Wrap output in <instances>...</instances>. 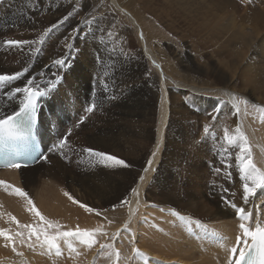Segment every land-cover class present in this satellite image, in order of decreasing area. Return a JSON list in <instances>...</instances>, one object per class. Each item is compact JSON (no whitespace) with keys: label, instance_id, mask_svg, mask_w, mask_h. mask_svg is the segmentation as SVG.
Listing matches in <instances>:
<instances>
[{"label":"bare ground","instance_id":"obj_1","mask_svg":"<svg viewBox=\"0 0 264 264\" xmlns=\"http://www.w3.org/2000/svg\"><path fill=\"white\" fill-rule=\"evenodd\" d=\"M109 1L111 11L108 10L104 15L90 23L78 19L80 13L73 12L75 16L73 14L71 19L58 24L63 17L68 16L69 11H73L74 8L76 10L70 0H0L1 34L8 36L19 31V33L25 34L27 39L39 38L35 43L36 46L33 44L38 49L37 54L27 55L25 62L26 65L30 60L32 63V60L35 59V62L33 61L35 68L25 73L23 77L14 81L10 86L0 87V110L7 112L13 100L18 97L20 99L15 104L20 103L23 94H18L12 98L7 93L13 85L15 87L26 86V80L29 78H34L36 87L45 89L46 86L50 87L54 84L59 76L71 77L73 87L70 90L71 96L62 97V102L67 105L73 103L74 98L83 99L92 89V83L81 80L76 70L85 71L96 78L100 94L103 97L107 95L105 107L108 111L111 109L113 113L119 110L118 113L122 121L128 123L131 120L133 123L132 119L143 118L147 125L152 121V112L155 109L153 101H156L157 118L154 133L152 132L154 136L148 131L144 132V141H147V136L149 140H153L155 156L153 154L143 155L144 152L140 149L142 146L140 148L130 147L131 144L129 146L128 140L132 131L129 130L131 127L126 123H121L115 128L113 125L110 129L99 130V128V136L89 135L88 143L93 147L113 152L124 158L127 167L104 160V163H99L101 168L91 170L94 157L90 156L88 157V164L85 167L82 166V170L64 171L60 154L49 151V148L57 143V129L69 121L71 112L67 107L60 108V100L52 99V94L39 98L38 135L44 143L45 156L48 159L41 163V158L32 167L25 169L0 170V181L4 182L0 184V206L3 207L4 204L10 206L8 212L6 210L4 211L5 214H2L4 216H0V229L5 230L12 237L11 240H6L0 236V264H66L63 258L71 261V264H157L156 260L149 263L145 254L135 261V255L131 257L130 252L122 253L118 249V245L113 242L114 234H120L128 225L134 228L135 214L138 209L139 214L149 215L150 223L146 225V228L142 227V229L137 230V234L142 236V244L137 245L135 243L131 250L133 248L145 250L144 245H147L157 255V259L169 261L178 258V262L183 264H230V249L236 245V237L242 235L239 224L245 222L248 224L252 221V223L254 222L251 225L253 229L257 222L264 226V188H257L254 195L250 196L245 204L242 203V200L241 202L236 200L235 195L227 199L231 203L226 200L220 203L213 200L215 197L210 199L211 195L215 194L214 190L198 181L195 193L191 194L190 200H188L185 198L187 195H184V188L185 180L188 177L185 164L188 163L189 157L184 156V153L181 155L184 159H178V164L180 163L182 167L177 165L176 186H168V188L160 186L158 194L160 199H157L150 192L148 183L157 171L158 165H160V170L162 167L164 168L169 141L174 140L173 144L178 148L181 142L184 145L188 144V142H184L188 137L185 138L184 130L176 131V133L171 132L174 114L172 109L173 106L175 107L172 99L175 100L176 93L175 91L173 96L171 95V82L175 83L177 88L178 85L180 86L176 89L178 94L186 91L187 97L190 98L189 102L192 108L181 109L180 115L183 114L187 118L191 116L195 120L199 118L198 115H202L200 114L202 110L209 112V114L210 112L213 113L212 107L219 104L220 99H209L202 93L204 91L213 92L216 96L222 97L223 101L231 108V104L236 105L240 112L241 109L238 105L240 97L244 96L249 100L245 93L251 95L253 91L240 89V86L248 87L252 84L255 90L260 89L262 92L261 94L259 92L261 96L257 97L258 99L262 98L263 102L264 0ZM233 11L236 12V15ZM115 14H124L125 16L122 15V19H120ZM151 16L158 22L166 19V30L172 34H180L178 37H181L183 43L187 44L183 53L177 52V58L175 56L174 61L171 58L167 59L168 69L160 47L151 42L153 39L145 22V19ZM53 24H58V26L48 33L46 30ZM89 24L92 25L90 29H88ZM76 28L80 29L79 32L74 31ZM83 29L87 30L86 35L81 34ZM135 29L139 32L141 45L139 50L133 54V58L136 57L135 60H138L145 56L159 74V85H155V78V80L152 79L154 81L149 86L152 87L149 91L152 92L153 98H149L143 93L140 88L141 84L138 88H128L131 86L129 85L130 82H134L146 72L145 60H139L137 63L132 62L133 58L130 60L127 57L119 58L111 50L115 42L120 43V51L124 52L122 49L129 47V38L133 33L136 34ZM109 31L115 36L113 43L107 42L106 36ZM95 33L97 34L95 35ZM1 34L0 74H14L21 64L15 68L9 61L11 57L7 54L11 48L4 45V41L7 39ZM99 40L101 41L99 42ZM204 40L212 42L217 51L230 48L237 50L236 57L228 61L231 65L230 68H226L228 64L221 58H218V62L206 60V56L200 53L196 46L201 45ZM33 45H25L21 50L28 49ZM73 48L88 56L84 65L81 64L83 68L80 65L75 70L72 65L68 67L69 63L72 62L69 58ZM6 49L8 51L5 55L4 50ZM21 50L17 49L16 51L18 57L25 54L21 53ZM91 52L97 53L99 55L97 56L102 58V62L97 59L91 60ZM60 59H65L66 63L64 65L56 64L55 61ZM202 59L204 62H201ZM218 64L221 66H217ZM64 67L66 68L65 75L60 70ZM182 70L187 82L182 79ZM100 78H102V82L99 80ZM105 81H107L108 86L106 94L103 87ZM143 85L145 84H142L144 90ZM62 86L63 81L58 87L61 88ZM113 95L116 96V99L111 98ZM252 96L255 97L254 93ZM91 103L93 102L90 101L89 105ZM75 105L79 106V102H76ZM46 108L49 109L50 113H46ZM97 111L96 108L93 113ZM230 111L233 112L234 110ZM243 114L246 116L245 110H243ZM213 117L216 118L217 114ZM238 122L239 125L235 124L236 131L231 132L235 137H238L240 143L246 146L243 137L248 138V135L245 132L246 128L241 117ZM261 122L264 124V117H262ZM230 127L232 128V126ZM140 131L142 133V129ZM259 135L260 137L254 131L252 148L249 150L248 145L246 146L248 148L246 155L251 153L252 161L260 169L259 172L264 174V125ZM69 140L71 139L69 138ZM142 143L144 147L148 146L145 142ZM204 144L197 143L189 148V151L207 154L209 159L207 166L204 165L205 163L201 165L191 163L195 175L199 176L203 172L205 177L209 179L215 166V169H220V171L214 173L220 177V174L226 170V158L230 153L234 161L232 160L228 167L234 177L233 186L239 189L237 195L239 198L244 194L243 185L248 183L249 186H252V182L251 180H242L240 159L234 157L237 150L236 147H232L234 143L231 144L232 148L227 152L216 147V143L213 146ZM53 154L55 155L52 156ZM203 155L201 156L204 157ZM149 161H152L150 166ZM145 168L148 169L147 172L144 171ZM141 176L145 177L143 181L140 180ZM39 183L42 184L41 188ZM17 187L18 189L21 188L27 195L21 196L16 193ZM215 189L223 188L215 187ZM69 196L72 199H69ZM253 198L255 204L252 203ZM28 199L32 200L35 208L45 218L57 222L60 227L68 226L72 229L70 231H75L79 227L81 231H90L95 235L97 233L98 235L93 237L94 242L91 247L81 243L75 237L62 238L58 241L60 254L57 255L56 248L49 249L47 245L38 244L35 237L29 242L23 239V235L17 236L16 233H22L24 229L20 225H39L41 223L39 218L30 211L32 206L28 204ZM73 200L79 203H74ZM251 203L254 205L251 206ZM80 204L87 205L94 211L88 212ZM120 204L125 205V208L119 213L118 206ZM233 204L236 207H233ZM189 205H195V208L187 209ZM237 207H243L246 213H251V218L248 221H241L236 216L234 218V215H237ZM113 208H115L114 211ZM12 217H15V221L19 223L14 222ZM107 219H112L113 224L108 225L102 221ZM49 233L55 234L54 232ZM211 234H216V241L210 239ZM207 241L211 243L208 250L203 247ZM96 242L97 244L94 246ZM69 244L75 251L69 248ZM104 244L111 245V247L100 248ZM125 246L127 245H124V248ZM99 251L102 253L100 254ZM117 252H119V258H117ZM160 252L165 255H160ZM148 253L153 255L150 251Z\"/></svg>","mask_w":264,"mask_h":264},{"label":"rangeland","instance_id":"obj_2","mask_svg":"<svg viewBox=\"0 0 264 264\" xmlns=\"http://www.w3.org/2000/svg\"><path fill=\"white\" fill-rule=\"evenodd\" d=\"M70 2L76 7V10L74 8L73 11H69L71 13V16H69L70 18H68L67 20H69V19H71L73 17V14H74L73 12H76L78 14L80 13V17H78V19L80 18V20L84 21L85 23H90V22L94 21L95 19H97V18L101 17L102 15H104L108 10L111 11L110 10L111 4H110L109 0H70ZM233 13L236 15V12L233 11ZM122 15H124V14H122ZM122 15L121 14L120 15L115 14V16H117V17L119 16L120 19H122L121 18ZM74 16H75V14H74ZM168 19H170V18H168ZM67 20H64V22H66ZM165 20L166 19L160 20L158 22V21H155L153 16H151L149 18H146L145 22H146L147 26L149 27V32H150V34L152 36V39H153L151 42H152L153 45H155V43H156V46L160 47V51L162 52V55H163L164 60H165L166 68L168 69V65L166 63L167 59L171 58V60L174 61V59L177 58V52H182L183 53L185 51V48H187V44L185 42L183 43L181 37H178L180 34H172V33L168 32V30H166L167 20L166 21ZM91 24L88 25V29H90V27L92 26ZM135 31H136V34L133 33V35H131L130 38H129L130 39V44H128L129 47H126L125 49L124 48L122 49L125 53L128 52L127 54H125L124 52L120 51L121 50L120 43H115V42L113 43V40H114V37H115L114 34H112L111 31L107 32V36H106V38L108 40L107 42H112L113 43V45L111 44L112 45L111 50H112V52L114 51L113 53H115L117 55V57H119V58L127 57L130 60V59H132L134 57L133 54L137 50H139L140 45H141L140 44L141 43L140 42V35H139V32L137 31V29H135ZM81 34L82 35H86L87 34V30L86 29L81 30ZM96 34L97 33H95V35ZM2 35L4 36V34H1V36ZM24 35L25 34L19 33V31H17V32H13L12 34H10L8 36H4V37H6L7 40H17V39L21 40L23 38L22 40H27V41L33 42V43H31L32 45L33 44L35 45V43H37V40L39 39V38L37 39V37H36V39H27V36L26 35L24 36ZM79 37H85V36H79ZM100 41L101 40H99V42ZM202 44L201 45H196V46L198 47L200 53H202L204 56H206V60L207 61L218 62V58H221L222 60L226 61V63L228 64V66L226 68L227 69L230 68L231 65L229 64L228 61H230L231 59L236 57L237 50H235L234 48H230L228 50L227 49H220V51H217L215 46L213 45V43L210 42L209 40H207V41L204 40ZM34 45L28 47V49H22V50L20 49L21 53L22 52H23V54L25 53L21 57H18V55L16 54L17 48L13 47V48H11L9 50L7 56L9 55V57H11L9 61L12 63V65H14L15 68H17V66L21 64V66L19 68H17L18 72L19 71H23V69L25 67H27V66H28L27 68L29 69L28 71H31V70H33L35 68V63H34L35 59L33 58L34 55L32 56V59H34V60H32V63H31V60H30L25 65L26 56L27 55H29V54L31 55L33 53L37 54L38 49L35 48L36 45L35 46ZM7 51H8V49L4 50L5 55H6ZM117 53H120V54H117ZM14 54H15V56H14ZM91 54H92L90 56L91 60L97 59V57L99 56L95 52H91ZM175 56H176V58H175ZM71 59H73V60H71ZM135 59H137V58L135 57L131 61L137 63L139 60H143V59L145 60V62H146V72L143 73L142 76H140L139 78L134 80V82H130L129 85H131V86L128 87V88H133V87L138 88L139 84H141L140 88L143 91V93L147 97L153 98L152 92L149 91L152 87H149V86H151L150 84L152 83V81L155 80V78H156V83H157V84L155 83V85H159V82H160L159 81L160 80L159 79V74H158L157 70L155 69V67L152 65V63L149 61V59H147L145 56L142 59H138V60H135ZM69 60L72 61V62L69 63L68 67L70 65H72L74 67V70H75V69H77L78 65H80V67H82L81 64L84 65L85 60H88V56L85 55L84 53L79 52L75 48H73V50L70 53ZM202 61L204 62V59H202L201 62ZM22 63H23V66H22ZM219 65L220 64H218L217 66H219ZM60 70H61L63 75L66 74L65 73L66 72V68L65 67L60 69ZM76 71L79 74V78L81 77L80 78L81 80H85V81H88V82L92 83V86H91L92 89L90 90L89 93L86 94V96L83 99L74 98L75 99L74 102L73 103H69L67 105L62 102V97H70L71 96L70 95V90L73 89V87L71 85L72 84L71 77L59 76L54 81V84L50 85V88L54 89V92L52 93V99H59L60 102H61L60 108L67 107L68 110L71 112V114L69 115V121L65 125L61 126L62 129L61 128L57 129L58 137L56 138V140H58L60 137L65 135L69 130H71V135H73V134L74 135L73 136L70 135L71 137L70 136L68 137V143L64 147V149H62L59 152L56 151V150H52L55 153L57 152V153L60 154V156H61L60 161H62L61 163H62V166L64 168V171H66V170H68V171H70V170H79L80 171V169L82 170V166L85 167L88 164V159H89L88 157H90V156L87 153H84L82 151L84 148H94V149H96L98 151L105 152L107 154H111L112 156H114V157H116L118 159L126 161L124 158L120 157L119 155H117V154H115L113 152L103 151L100 148H96V147H93V146L89 145V143H88V138L90 136H93V134L99 136V130L108 129V128L110 129L113 126L115 128V127L121 125V123L122 124L126 123L128 126L131 127V128L129 127L130 128L129 130L130 131L132 130L131 133H130V136H129V140H128L129 141V146H130V144H131L130 147H133V148H137V147L140 148L142 146L140 149L143 150V152H144V153L142 152L143 155L144 154H146V156L152 155L153 152H154L153 140L152 139L149 140V138L147 136L146 137L147 141H144V132L148 131L152 135L154 133L153 130L155 129L154 125H155V121H156V118H157V111H156L157 105H155L156 101L155 100L153 101V103H155L154 104V108L155 109L152 112L153 116L151 115L152 116L151 117V120H152L151 122H149L146 125V122L143 121V118H139L137 120L136 119H134V120L132 119V122L134 124L131 123V120H129L128 123L129 122L130 123L128 124L127 122L122 121V119H121V117H120V115L118 113V112H120L119 110H117V111L115 110L116 112L113 113L111 109H110V111H108V109L105 107V103H106L107 99L100 94V88H98L96 78L93 77V75H90V74H88L85 71H80L78 69ZM100 75H102V74H100ZM100 75H99V77H102ZM151 77H153V78H151ZM152 79H154V80H152ZM182 79L184 81H186L185 80V73H184L183 70H182ZM99 80H101V82H102V78H100ZM62 81H63V86L61 88H59L58 86L62 83ZM208 82H210V81H208ZM142 84H145V85H143L144 90L142 89ZM170 84L172 85V86L170 85V87L172 89V93H171L172 96H173V93L176 91L175 100L172 99L173 104L175 103V107L173 106V109H172V113H174V114H173V124H172V127H171V130H172L171 132L176 133V131H183L184 130L185 138L188 136L186 141H184V142H188V144L184 145L181 142V144H179L180 147L178 148L175 144H173L174 140L168 142V152L165 155V157H166L165 166H164L165 169L162 167L161 170H160V167H159L160 165H158L159 169L158 168L156 169L157 171H155V174L153 175V177L150 179V182L148 183V187L150 188V192L152 194H154L155 198L160 199V195H158L159 192H160V186H164L166 188H168V186H176L177 165L182 167V165H180V163L178 164V159L179 160L184 159L183 157H181L182 153H184V156L189 157V159L187 161L188 163L185 164L186 165V170L188 172V177L185 180V188H184V193H185L184 195H187V196H185V198L190 200L189 197L191 196V194H194L196 189H197V182L201 181L202 183H204V185L206 184L207 186H210V188H212L214 190L215 194H212L211 198L209 197L210 199H213L215 197L216 199L214 198L213 200H215L217 202H220V203H223V202H225V199H222V197H227V199H228L231 196L235 195V199L236 200L238 199L240 202L242 200V203L244 202V204H245L244 194L241 195L238 198L237 195H238L239 189H237L235 186H233L234 185V179H233L234 177H233V174L229 170V167H228V165L230 166V164L232 163V160H233L232 157H231V154L229 153V155L226 158V160H227V162H226L227 164L225 166L226 170L220 174V177L215 175L214 172L216 171V169H215V166H214V168L211 171V175L212 176H211V178L208 179V177L207 178L205 177V174L203 172H201L199 176H196L195 173H194L193 168L191 167V163L193 165H201L202 163H205L204 165L207 166L208 162H209V159L206 156L207 154L203 155V154L198 153V151H193V150L189 151V148L192 147L194 144H197V143H205L204 145H207V146H213L216 143V147H219V148H221L223 150L227 149V151L229 149H231L232 147H236L237 150H236V153H235L234 157H235V159H239V157L241 155V148L244 147V145H243V143H240L238 137H235L232 132L236 131L235 124L239 125L238 121L240 120V117H241L242 120H243L244 126L246 128L245 132L248 135V138H246L245 136L243 138H244V140L246 142V146L248 145L249 150H251L252 143H253L252 139H253L254 131L260 137L259 132L263 129V125H264L261 122L262 121V117H264L263 116L264 115V111H261V108H264V100L262 102V98L258 99V97L261 96L260 94L262 92L260 91V89H256L255 90V88L253 87L254 85H252V84H251V86H248V87L240 86V89H247V90H250V91L253 90V91L251 92V95L245 93L247 95V97L249 98V100H247V98L244 97V96L240 97V102L238 103V105H239V108L241 109V111L239 112V109H238V107L236 105L231 104L232 108H233L232 109L231 107L228 106V104H226V102L223 101L222 97L216 96L213 92L204 91L202 93L204 95H206L209 99L210 98L214 99V100H219L220 99L219 100V104L212 107L213 113L210 112V114H209V112L207 113L206 111L202 110V112L200 113L202 115H198L199 118H196V120H195L194 117L190 116L189 118H187L183 114L180 115L181 109H185L187 107L190 109V107H191L190 106V102H189L190 98L187 97L188 95H186V91L183 92L184 94L183 93H180V94L177 93L178 90H176V89H178L180 87L179 85H178V88H177V85L175 83L171 82ZM76 85L77 84L75 83V86ZM56 87H58V88L56 89ZM12 88H15V86L13 85ZM259 92H260V94H259ZM252 93H254L255 97L252 96ZM182 96H183V98H182ZM255 98H256V101H255ZM18 99H20V97H18V98L13 100V103L10 105L9 110L7 112L0 110V117L5 116V115L9 114L10 112H14L15 110H17L18 107L21 105V103L23 101V99H22L19 104H15V102ZM90 101L95 102L97 104V110H98L97 112L89 113V112L86 111V109L89 107V102ZM221 101H223V102H221ZM76 102H79V106L75 105ZM226 107H227L228 110L226 109ZM229 108H230V110H234V111L231 112L229 110ZM243 110L246 111V116H244ZM45 111H46V113H48L49 109L46 108ZM216 114H217V117L215 118L216 120H213L212 116L216 115ZM82 117L85 118L84 122L82 124H80L79 127H76L77 123L80 121V119ZM153 118H154V120H153ZM233 123H234V125H233ZM206 124L210 126V132L207 135L204 132V125H206ZM143 126H145V127H143ZM230 126H232V128ZM147 128H148V130H147ZM72 129H73V131H72ZM141 129H142V133H140ZM220 130H223V131L220 132ZM226 131H227V134L229 136L235 138L232 143H229L225 139V132ZM52 132H54V131H52ZM75 132H76V134H75ZM251 135H252V137H250ZM69 138L71 140H69ZM142 142H145L146 144H148V146L144 147ZM231 144H233V146ZM54 155L55 154H53L52 156H54ZM201 155H203L204 157H202ZM205 156H206V158H205ZM250 156H251V153H250ZM62 157H64V158H62ZM92 157H94V160H93V165L90 168L91 170H93L94 168H101L100 164H102V163H104L106 161V160L104 161V159H102L100 157H96V156H92ZM54 159H56V157H54ZM63 159L65 160V162H64ZM228 159H229V161H228ZM43 161H45V160L43 159L41 163H44ZM83 161H84V163H83ZM40 165H43V164H40ZM64 165H66L67 168ZM254 165H255L256 169H258L260 171V169L257 167V165L256 164H254ZM130 166H132V165H130ZM131 168H133V166ZM223 173L224 174H228V175L225 176ZM231 176H232V178H231ZM226 178H227V180H226ZM224 182H226L227 185ZM216 183H217V185H216ZM227 186H228V188H227ZM39 187L40 188L42 187L41 183H39ZM215 187L216 188L219 187V188H223V189H217L218 192H216L217 190L215 189ZM230 187H232V188H230ZM233 187H234V189H233ZM16 189H18V187ZM225 189H227V191H225ZM229 193H230V196H229ZM254 202H255V199L253 198L252 199V203H254ZM252 203H251V206L255 204V203L254 204H252ZM8 205L4 204L3 207L0 206L1 207L0 208L1 209L0 216L2 214H5L4 211L7 210V212H8V210L10 209V206H8ZM194 206L195 205H193V206L189 205L187 209H193ZM115 208H113L112 210L114 211ZM123 208H125V205L120 204L118 206V212L120 213V211ZM138 211H139V209H138ZM138 211L135 214L136 216H135V219H134V228L132 226L128 225L121 231L120 234H114V236H113L114 237L113 238V242H115L118 245V249L122 253L123 252H130V256L131 257H133L135 255V261H137L141 255H138L137 253L133 252V249L131 250V248L135 245V243L137 245L138 244L139 245L142 244L141 243L142 236L137 234V230L142 229V227L146 228V225H148L150 223L149 215L139 214ZM2 216H4V215H2ZM235 216L238 218L237 215H234V218H236ZM102 221L106 222L108 225L113 224V220L112 219H107V220H102ZM253 223H252V221L248 222L249 227H251V225ZM203 227H206V226H203ZM70 230H72V229L70 227H68V226L60 227V228H56V229H48L49 232H54V233L57 232V231H70ZM28 231H29L28 228H24L22 230V234H23V237H24L23 239H26V240H28L30 242L35 236L29 238ZM96 235H98V234L96 233ZM96 235L94 234L93 237H95ZM215 236H216V234H211L210 235V239L215 240ZM96 244H97V242L94 244V246H96ZM104 245H106V244H104ZM124 245H127V246H125V248H124ZM210 246H211L210 241H207V244L205 246H203V247L208 250V249H210ZM144 248H145V250L144 249H139V248H136V249H138L139 253H141L142 255L143 254L146 255L147 260H148L149 263H153L156 260L157 264H183L181 262H178V258H174L173 260H169V261L168 260L166 261V260L161 259V258L157 259L156 258L157 255L151 250V247L148 248L147 245H144ZM148 251L152 252L153 255H149ZM99 253L101 254L102 252L99 251ZM161 254L165 255L164 253L160 252V255ZM63 261L66 264H71V261H67L66 258H63Z\"/></svg>","mask_w":264,"mask_h":264},{"label":"snow or ice","instance_id":"obj_3","mask_svg":"<svg viewBox=\"0 0 264 264\" xmlns=\"http://www.w3.org/2000/svg\"><path fill=\"white\" fill-rule=\"evenodd\" d=\"M71 16V13L68 16L63 17L59 23H63L64 20H67ZM58 24H53L46 31L50 33L53 29H55ZM79 28L74 29V31L79 32ZM43 39V37H41ZM31 41L27 40H6L4 41V45L8 48H17L21 49L25 45H30ZM98 61L102 62L101 57H97ZM58 65H64L66 63L65 59H60L55 61ZM28 72V68L25 67L23 71L16 72L14 74H0V87L10 86L14 81L19 80L21 77ZM105 89V94L107 93V81L104 82L103 85ZM54 92V89L46 86L45 89H40L35 86L34 78H29L26 80V86L24 87H15L11 88L7 93L8 96L15 98L18 94H23V101L21 105L18 107V110L7 114L5 116L0 117V154H3L4 150L14 148L17 142L25 141L29 138L34 120L37 119V104L39 98L45 95H51ZM107 98V95H105ZM112 99H116V96L113 95ZM97 108V104L95 102L91 103L89 107L86 109L87 112L91 113L95 111ZM261 111H264V108H261ZM85 118H81L77 123L76 127H79L80 124L84 122ZM215 119V117H213ZM204 132L207 135L210 132V126L204 125ZM71 135V130H69L65 135L58 139V142L53 144L49 151L56 150L61 151L68 143V137ZM225 139L232 143L234 141V137H231L225 132ZM84 153H87L89 156L100 157L106 161H113L117 165H121L127 167L125 161L118 159L111 154H107L105 152L98 151L94 148H84L82 150ZM227 152V149H225ZM248 152V148L246 146L241 148L240 159V172L242 174V180L248 181L251 180L252 186H249L248 183L243 185L244 189V201L248 202V198L254 195L257 188H264V174H261L258 169H256L250 155H246ZM155 156V153H153ZM45 161H47L48 157H43ZM149 166L152 161H149ZM10 167L20 168L21 164L18 162H11L9 164ZM145 172L148 171L147 168L144 169ZM216 171H220L217 169ZM145 179L144 176L140 177V180L143 181ZM4 182L0 181V184ZM227 191V189H225ZM15 192L21 196H26L27 194L23 192L21 189H15ZM65 195H68L65 193ZM69 199H72L69 196ZM227 201V197H222ZM74 203H79L78 201L73 200ZM231 203V201H227ZM28 204L32 207L30 211L34 213L36 217L39 218L41 222L39 225H20V227L28 228V236L29 238L35 236L36 242L41 245H47L49 249L56 248L57 255L60 254L58 241L62 238H70L75 237L81 243L87 244L91 247L93 241L94 233L90 231H81L79 227L75 231H57L55 234H50L48 229L51 228H59L60 226L57 222H53L45 218L33 205L31 199H28ZM81 207L85 208L88 212H93L94 209L88 207L87 205L80 204ZM233 207H236L234 204ZM115 207V206H114ZM99 215V213H97ZM236 214L241 221H248L251 218V213H246L243 207L236 208ZM12 220L15 221V217H12ZM239 228L242 232V235H238L236 237V245L230 249L231 258L230 264H264V226H262L259 222L256 223L255 228L249 227L246 223H240ZM17 236H22L23 234L20 232L16 233ZM0 236H3L6 240H11L12 237L6 233L5 230L0 229ZM250 241V243H249ZM111 247V245H101V248ZM69 248L75 251L72 248V245L69 244ZM133 252L138 255H142L139 253V250L133 248ZM117 258H119V252L116 253Z\"/></svg>","mask_w":264,"mask_h":264}]
</instances>
